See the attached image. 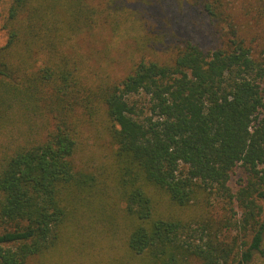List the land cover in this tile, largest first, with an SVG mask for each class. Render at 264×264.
<instances>
[{
	"label": "trees",
	"instance_id": "trees-1",
	"mask_svg": "<svg viewBox=\"0 0 264 264\" xmlns=\"http://www.w3.org/2000/svg\"><path fill=\"white\" fill-rule=\"evenodd\" d=\"M162 1L182 17L200 9L225 23L222 45L206 51L177 39L119 76L96 71L91 49L103 28L133 25L128 0H12L0 45V264H47L66 226L104 197L110 183L75 162L84 122L99 118L115 146L108 179L125 201L139 264L264 256V51L230 0ZM239 165L246 175L234 192ZM206 192L229 210L236 201L241 217L218 225L162 207H188ZM231 227L243 235L228 240Z\"/></svg>",
	"mask_w": 264,
	"mask_h": 264
},
{
	"label": "rangeland",
	"instance_id": "rangeland-1",
	"mask_svg": "<svg viewBox=\"0 0 264 264\" xmlns=\"http://www.w3.org/2000/svg\"><path fill=\"white\" fill-rule=\"evenodd\" d=\"M12 0L0 2V45L8 39L3 24L7 19ZM232 10L249 37H253L254 47L258 52L264 51V18L261 17L258 0H230ZM131 24L122 20L121 31L114 34L110 28H103L95 37L91 63L96 71L104 68L113 75L123 76L132 64V59L142 55L150 58L165 54V49L177 39H192L206 51L222 45L226 24L211 18L200 9L186 11L184 16L175 13L162 0H128ZM133 6V7H131ZM84 49L91 44L80 43ZM109 135L105 120L84 122L82 138L75 154V162L79 169L96 175L98 179L108 181L110 185L104 190V197L85 207V212L78 216L79 224L69 223L55 249L46 254V262L51 264H139V256H135L127 243L130 227L125 217V201L114 189L108 179L110 158L114 144ZM106 167V168H105ZM108 169V172L102 176ZM246 173L242 166H237L231 174L229 185L235 192L240 178ZM103 185V184H102ZM219 193L200 195L190 206L185 208L162 207L173 210L186 220H194L210 216L218 225L226 224V219L236 220L241 217V209L236 201L230 204ZM264 206V201L262 202ZM233 222V221H232ZM196 225V224H195ZM194 225V226H195ZM0 227V233L2 232ZM224 235L232 240L235 235L243 233L236 229L225 228ZM243 237H240L242 240ZM264 246V245H263ZM197 264V263H195ZM250 264H264V256L256 254Z\"/></svg>",
	"mask_w": 264,
	"mask_h": 264
}]
</instances>
